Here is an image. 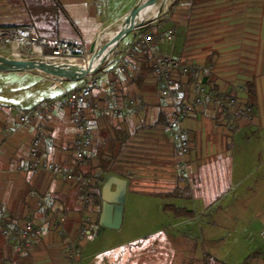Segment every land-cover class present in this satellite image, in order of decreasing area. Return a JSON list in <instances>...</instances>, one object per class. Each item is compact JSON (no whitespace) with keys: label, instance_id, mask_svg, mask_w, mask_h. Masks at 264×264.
<instances>
[{"label":"crops","instance_id":"obj_1","mask_svg":"<svg viewBox=\"0 0 264 264\" xmlns=\"http://www.w3.org/2000/svg\"><path fill=\"white\" fill-rule=\"evenodd\" d=\"M140 1L0 0V26H31L48 44L68 42L91 52L102 33L116 28ZM175 20L176 37L161 42L159 52L182 63L209 67L205 87L212 92L249 101L241 87L254 83L257 99L254 104L249 101L253 121H242L235 133L229 134L219 122L218 112L198 108L181 121V132L191 142L189 152H182L173 121L179 103L161 95L148 54L141 53L126 74L116 68L136 31L97 72L100 85L88 99L87 108L94 130L93 145L85 161L75 158L77 128L68 107L59 103L52 116L41 119L46 138L35 159L31 151L36 127H20L19 117L44 103L60 101L65 91L80 89L86 79L62 81L52 87L55 79L36 72L30 75L40 80L36 86H6L24 99L0 94V208L10 221L29 220L45 232L27 247L18 248L0 228V264H69L65 245L78 239L85 216L91 221L92 231L101 227L102 205L87 208L83 204L81 189L85 183L91 191L100 182L102 196L122 207L121 226L113 230L123 227L131 192L165 199L158 194L180 189L181 197L171 199H192L195 209L166 204L164 211L172 205L191 212V216L180 218H201L208 238L203 243H210L219 226L209 212L256 210L264 240V155H241L242 147L236 139L241 131L252 127L264 131V0H177ZM173 25L167 22L161 30ZM109 86L110 90L106 88ZM109 92L128 102L131 110L122 116L113 113L106 100ZM161 113L166 122H161ZM241 140L246 146L252 144L248 135ZM54 166L74 173L76 180L57 177L51 171ZM181 171L193 183L190 189L180 182ZM46 193L51 195L53 207L41 212L39 199ZM57 216L65 217L63 235L52 230ZM87 242L88 238L81 243L83 253ZM207 252L214 257L212 251ZM251 255L255 264H264V243Z\"/></svg>","mask_w":264,"mask_h":264},{"label":"built area","instance_id":"obj_2","mask_svg":"<svg viewBox=\"0 0 264 264\" xmlns=\"http://www.w3.org/2000/svg\"><path fill=\"white\" fill-rule=\"evenodd\" d=\"M169 7L170 4H167L165 9L170 16L169 20H172L173 15L170 13ZM158 29L144 30L143 27L137 29L134 40L126 47L124 55L117 63L116 68L121 73L126 74L132 67L134 60L141 53L146 52L148 54L150 67L161 88V95L164 98H172L179 103L173 115V121L179 131L178 139L182 152H189L191 142L188 135L181 132V121L192 115L198 108L208 107L218 112L220 114L219 119L229 134L235 133L238 123L252 121L254 115L245 105V100L231 94L213 93L205 87L203 82L204 74L210 70L209 68L196 64L182 63L171 55L161 54L158 49L160 43L173 41L176 37L177 27L173 25L163 31ZM10 39L15 41L16 56L25 58L32 57V55H30L28 49L25 51L19 50L21 40L30 42L37 56L47 62L73 63L76 58L74 57L75 53L84 51L86 55L85 49L80 45L68 42L46 43L39 38L36 29L31 26H0V41ZM97 72L85 77L86 83L80 89L65 91V95L60 101L47 102L33 110L22 112L19 117L20 127H36V135L31 151L32 159L37 157V151L46 138V131L41 119L52 116L58 110L59 103L68 107L71 112L72 123L77 128L74 149L75 158L79 162L87 159L93 145L94 135L93 127L87 117L88 99L100 85ZM58 85H61L60 81H57L53 87ZM106 88L110 90L112 86ZM106 100L110 105L111 111L118 116H122L131 110L128 102L121 101L116 95H110V92L107 94ZM141 107L142 104L139 103L138 109ZM51 171L64 181L71 182L76 180L74 173L66 172L59 166L52 167ZM181 174L184 175L185 173L181 171ZM81 192L84 206L87 208L93 207L88 183L83 185ZM39 207L42 209L41 212H43V209L52 210L53 199L49 193L40 197ZM64 223V216L54 217L52 230L60 235L65 234ZM0 228L7 232L10 241L18 248L27 247L34 239L41 237L45 232V228L37 227L29 220L22 222L10 221L6 212L1 208ZM91 230V221L88 216H85L78 231V239L65 245L64 251L69 264H78L82 254L79 239H87Z\"/></svg>","mask_w":264,"mask_h":264},{"label":"rangeland","instance_id":"obj_3","mask_svg":"<svg viewBox=\"0 0 264 264\" xmlns=\"http://www.w3.org/2000/svg\"><path fill=\"white\" fill-rule=\"evenodd\" d=\"M167 4H170L169 11L173 15L172 20H169L170 16L165 9L163 15L156 21L144 26V30H157V28L161 30L167 22L176 25L178 29V23L175 20L177 0H168ZM118 25H116V28ZM14 44L15 41L11 39L0 41V57L45 61L37 56L27 40H21L19 50L25 51L28 49L30 55H32L29 58L16 56L17 54L13 50ZM86 54H91V52H86ZM84 56V51L75 53L74 57L76 58L72 64L83 62ZM31 74L38 73L35 71L0 73V94L7 97L23 98L24 96L18 95V92L15 91L11 92L6 86H15L22 83H31L32 86L40 84V80L30 76ZM206 74H204V79H206ZM56 82L57 80L52 85H55ZM241 89L242 93L248 94L245 86ZM25 98L31 99L29 96H25ZM245 105L252 111L249 101L245 100ZM218 120L223 124L220 119ZM237 125L239 127V123ZM246 135L252 140L251 145L246 146L245 143L243 144V139L239 141L241 137L244 138ZM236 139L242 147L240 149L242 151L241 155L249 154L256 157L261 154L264 155V146L261 147V140L264 139L263 130L252 127L241 131ZM235 157H237L236 154ZM178 178L189 189L192 187L193 183L187 173L184 175L179 174ZM132 193L127 196V212L121 229L113 230L100 227L98 230H91L88 236L87 249L84 253L81 243L86 239H79L84 261L81 263V254L78 264H211L207 256L209 255L207 250L212 251V255L223 263L244 264L248 261L250 255L261 248L264 243L261 234L263 229L259 227L260 219L257 217L259 213L256 210L246 213L209 212L208 214L213 215L214 219L218 221L219 226L214 229L212 233L214 236L210 239V243H203L208 238L205 235V222L201 218H176L172 212L164 211L166 204H173L177 207L189 206L195 209L192 199H161ZM243 198H247V196ZM199 216L202 217L201 213H199ZM225 218L227 219L225 220ZM254 262L250 260V263L253 264Z\"/></svg>","mask_w":264,"mask_h":264},{"label":"water","instance_id":"obj_4","mask_svg":"<svg viewBox=\"0 0 264 264\" xmlns=\"http://www.w3.org/2000/svg\"><path fill=\"white\" fill-rule=\"evenodd\" d=\"M168 0H160L158 12L153 17L144 18L137 16L139 9L145 7L144 1L140 3L127 15L118 26H121L115 38L102 47L93 48V54L88 62L77 68L72 63H57L37 60H18L0 57V73H15V72H32L40 71L43 75L51 77L57 81H78L84 79L90 74L96 73L114 54L122 41L135 30L142 28L157 19H159L167 6ZM97 49V50H96ZM107 61L99 68L94 70L95 61L106 58ZM206 82V79H204ZM102 212L100 215V226L103 228L117 229L121 226L123 219V209L119 205L112 204L109 199L102 196Z\"/></svg>","mask_w":264,"mask_h":264},{"label":"trees","instance_id":"obj_5","mask_svg":"<svg viewBox=\"0 0 264 264\" xmlns=\"http://www.w3.org/2000/svg\"><path fill=\"white\" fill-rule=\"evenodd\" d=\"M140 76H142V75L140 74L139 78H140ZM245 88L248 91V96H249L250 103L254 104L256 102V99H257V92H256L255 84L252 83V82L247 83L245 85ZM160 119H161V122H166L165 114L161 113L160 114ZM159 123H160V121H159ZM79 183H81V182H79ZM158 195L161 196L162 198H165V199L180 198L181 197V190L180 189H175L174 191L165 192V193H159ZM90 196H91V199H92V204L95 205V206H100L101 207V205H102V185H101L100 182L97 183L91 189ZM165 210L173 212L175 217H177V218L184 217V216L185 217L191 216V212H188L186 210L183 211V209L177 208V207L172 206V205L166 206ZM208 258H209V262H211V264H226V263H223V262H221L220 260H218V259H216L214 257L208 256ZM253 258H254V255H251L248 258V261L246 263H244V264H250V260H252Z\"/></svg>","mask_w":264,"mask_h":264},{"label":"bare ground","instance_id":"obj_6","mask_svg":"<svg viewBox=\"0 0 264 264\" xmlns=\"http://www.w3.org/2000/svg\"><path fill=\"white\" fill-rule=\"evenodd\" d=\"M143 1L145 3V7L143 9H139L137 11L136 15L144 17V18L155 16L157 14V12H158V8H159V5H160V3H159L160 0H143ZM120 28H121V26L117 27L114 30H107V31L103 32L102 35L99 37L97 45L95 46V48L98 49L99 47L107 45V43L111 42L115 38V36L117 35V33H118ZM14 51H15V53H17L16 46L14 48ZM92 55H93L92 53L91 54H86L84 56L83 62H81L79 64L78 63L74 64V65L77 68H79L80 66L85 65L88 62V60L91 59ZM106 61H107V57L95 61V66H94L93 69L96 70L97 68H99ZM35 72L41 73L40 71H35Z\"/></svg>","mask_w":264,"mask_h":264}]
</instances>
